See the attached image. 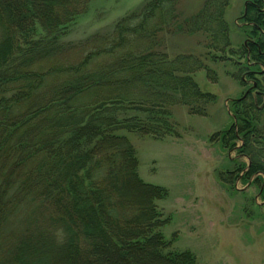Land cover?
I'll return each mask as SVG.
<instances>
[{"label":"trees","instance_id":"obj_1","mask_svg":"<svg viewBox=\"0 0 264 264\" xmlns=\"http://www.w3.org/2000/svg\"><path fill=\"white\" fill-rule=\"evenodd\" d=\"M93 1L0 0V264H197L165 240L167 192L140 179L127 136H176L179 105L206 115L215 97L193 77L229 61V0L190 15L182 0H147L111 33L68 42ZM239 20L233 75L254 95L230 102L216 137L247 161L226 178L264 196V0ZM169 35H201L202 53L166 52Z\"/></svg>","mask_w":264,"mask_h":264},{"label":"rangeland","instance_id":"obj_2","mask_svg":"<svg viewBox=\"0 0 264 264\" xmlns=\"http://www.w3.org/2000/svg\"><path fill=\"white\" fill-rule=\"evenodd\" d=\"M146 1L94 0L68 36V42L83 44L92 37L111 33L120 20L137 13ZM202 1L182 0V10L190 15L194 8L201 7ZM253 1L229 0L224 19L233 46L226 52L229 61L206 62L214 73V82L207 70L194 74L201 92L215 97L206 115L191 116L179 105L172 110L178 127L176 136L162 140L127 136L136 152L140 179L167 192V197L156 203L169 219L162 229L165 240L172 242L177 251L190 252L197 264H264V196L260 195L259 183L252 184L253 179L245 184L241 178L233 183L226 178L225 173L235 170L233 160L247 161L237 158L235 150L223 151L216 137L233 124L228 112L230 102L248 90L247 95H254L250 83L241 84L234 77L231 63L238 58L231 52L237 54L246 43L239 19L246 4ZM197 36H165L169 46L166 52L173 55L193 49L202 53L203 38ZM240 146L237 142L236 148Z\"/></svg>","mask_w":264,"mask_h":264},{"label":"water","instance_id":"obj_3","mask_svg":"<svg viewBox=\"0 0 264 264\" xmlns=\"http://www.w3.org/2000/svg\"><path fill=\"white\" fill-rule=\"evenodd\" d=\"M254 87V86H253ZM250 90H248L247 92H246V94L244 95V97L247 95V93L249 92Z\"/></svg>","mask_w":264,"mask_h":264}]
</instances>
